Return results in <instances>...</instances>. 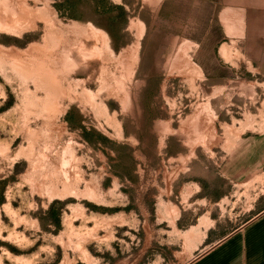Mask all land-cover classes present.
<instances>
[{"label":"rangeland","instance_id":"rangeland-1","mask_svg":"<svg viewBox=\"0 0 264 264\" xmlns=\"http://www.w3.org/2000/svg\"><path fill=\"white\" fill-rule=\"evenodd\" d=\"M262 131L264 0H0V264H186Z\"/></svg>","mask_w":264,"mask_h":264},{"label":"crops","instance_id":"crops-1","mask_svg":"<svg viewBox=\"0 0 264 264\" xmlns=\"http://www.w3.org/2000/svg\"><path fill=\"white\" fill-rule=\"evenodd\" d=\"M227 166L221 176L231 188L230 220L236 223L186 264H264V131L242 138Z\"/></svg>","mask_w":264,"mask_h":264}]
</instances>
